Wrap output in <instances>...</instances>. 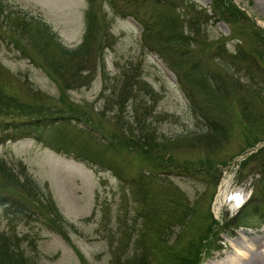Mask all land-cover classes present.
Here are the masks:
<instances>
[{"label": "rangeland", "instance_id": "rangeland-1", "mask_svg": "<svg viewBox=\"0 0 264 264\" xmlns=\"http://www.w3.org/2000/svg\"><path fill=\"white\" fill-rule=\"evenodd\" d=\"M152 1L138 12L130 0H0V22L22 20L0 26V200L17 207L15 215L0 204V251L9 253L0 264H232L236 252L264 255V90L216 46L197 75L228 81L225 103L192 111L175 70L129 16L167 2ZM189 1L212 14L210 0ZM231 2L264 36V0ZM202 21V47L236 44L225 22ZM23 22L50 33L24 31L22 40ZM60 47L88 53L77 72L69 59L80 55L70 53L68 74L58 71ZM31 121L36 134L27 133ZM222 181L228 197L219 206ZM251 197L255 210L240 217Z\"/></svg>", "mask_w": 264, "mask_h": 264}, {"label": "trees", "instance_id": "trees-1", "mask_svg": "<svg viewBox=\"0 0 264 264\" xmlns=\"http://www.w3.org/2000/svg\"><path fill=\"white\" fill-rule=\"evenodd\" d=\"M125 1L128 6V0ZM166 1V3L163 1V5H160L161 10L152 7L148 10V15L132 13L129 16L140 25L142 30V42L149 48L153 49L159 59L166 63L170 68L173 67L175 70L181 89L187 96V99L191 102L190 108L192 111L195 112L196 109H205L208 106H214L215 108L220 109L222 104L225 103L226 98L222 95V85L228 81L221 77H215L213 74L210 75L208 72L197 75V71L200 68V65L197 67V63L201 55L202 57L207 56L210 60L213 59L212 56L215 55L210 54V51L216 46H221L222 48L219 55L221 61L223 60L229 68L240 74L242 73L250 80H253V82L255 81L261 85L264 90V36H261L260 32L257 33L255 31V25L245 14L235 8L231 0H210L211 15H208V11L205 8H201L198 5L191 3L189 0ZM130 3L135 5L139 12L142 6H149V4H153V1L130 0ZM154 4L159 5L157 1ZM179 4H182V6H179ZM160 15L161 19L158 17ZM202 18L205 21V24L210 20L215 19L223 21L228 25L231 29V36L227 38V40L233 39L232 41H237L236 44L232 46V49L226 47V44H224L226 43L224 38H221L219 42L208 41V47H211V49L200 45L198 37L203 34V31L200 29L201 23H204ZM21 21L17 18L11 19L10 16L6 15L5 19L0 22V26L5 25L9 27L8 25H12L11 27L14 29L20 25ZM153 24L160 26L162 29H165V31L161 32L160 30H153L151 28V26H154ZM22 25L28 26V30L22 26V40L25 37L24 31H27L30 34L36 33L38 35L39 33H50L45 25L42 26L38 24L33 28L25 22H23ZM246 41L250 43V45ZM58 49L59 56L61 57L60 59H57V61L61 63V68L58 71L64 73V75L69 72L66 64L68 61L67 57H69L70 54L76 56L80 55L76 61L69 59L74 65V68H76V72L85 62L81 57L84 56L86 58V56H88V53L84 54L82 52V47L76 49L74 52L65 50L62 47ZM204 49L209 50V53L205 52L203 54ZM171 61L174 64H172ZM169 63L171 64L169 65ZM72 75L74 78L79 79L76 77V73H72ZM237 89L238 85L236 83L233 92L235 93ZM214 123L216 122L212 120L211 125ZM208 125L211 132L217 135L221 127L213 129L210 124ZM37 126V123H33L32 121L29 122L26 127V129H28L27 133L36 134ZM223 135H225L224 132ZM0 196H4L1 191ZM253 198L240 212V217H246L249 214H252L255 210V207H253L255 204ZM2 200L4 199L2 198ZM0 204L8 205L13 214H17V207L14 206L12 202H3L0 200ZM238 218L239 217H236V219ZM0 259L2 262L8 261L9 253L5 254V252L0 251Z\"/></svg>", "mask_w": 264, "mask_h": 264}, {"label": "bare ground", "instance_id": "bare-ground-1", "mask_svg": "<svg viewBox=\"0 0 264 264\" xmlns=\"http://www.w3.org/2000/svg\"><path fill=\"white\" fill-rule=\"evenodd\" d=\"M227 181H222L219 190H218V194H217V198H216V204L221 206V204L223 202H226L227 197L226 196V191H227ZM236 205H232L231 209H236ZM254 244H250V249L255 248ZM248 254V253H245ZM245 254H240L239 252H236V254H233L234 256H232L231 261L232 264H238V262H240L239 264H264V255L260 253L256 254L255 256H251L250 253L249 255L245 256ZM245 256V257H244ZM242 258V260H246L244 262L240 261V259Z\"/></svg>", "mask_w": 264, "mask_h": 264}]
</instances>
